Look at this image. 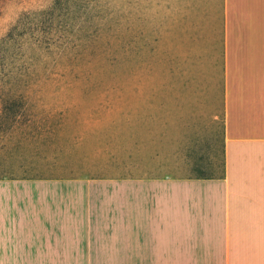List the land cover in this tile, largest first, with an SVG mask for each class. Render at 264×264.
Returning <instances> with one entry per match:
<instances>
[{
  "label": "crops",
  "instance_id": "obj_1",
  "mask_svg": "<svg viewBox=\"0 0 264 264\" xmlns=\"http://www.w3.org/2000/svg\"><path fill=\"white\" fill-rule=\"evenodd\" d=\"M201 13L186 76L202 83L138 124L119 178L0 167V264H264V0Z\"/></svg>",
  "mask_w": 264,
  "mask_h": 264
},
{
  "label": "rangeland",
  "instance_id": "obj_2",
  "mask_svg": "<svg viewBox=\"0 0 264 264\" xmlns=\"http://www.w3.org/2000/svg\"><path fill=\"white\" fill-rule=\"evenodd\" d=\"M202 1L0 0V167L119 178L138 124L169 117L171 102L179 115L171 91L202 83L186 76ZM51 260L33 252L26 264Z\"/></svg>",
  "mask_w": 264,
  "mask_h": 264
}]
</instances>
